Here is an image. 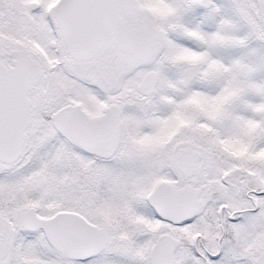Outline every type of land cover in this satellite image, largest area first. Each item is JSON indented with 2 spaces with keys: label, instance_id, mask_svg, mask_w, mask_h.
Returning <instances> with one entry per match:
<instances>
[{
  "label": "snow or ice",
  "instance_id": "1",
  "mask_svg": "<svg viewBox=\"0 0 264 264\" xmlns=\"http://www.w3.org/2000/svg\"><path fill=\"white\" fill-rule=\"evenodd\" d=\"M0 264H264V0H0Z\"/></svg>",
  "mask_w": 264,
  "mask_h": 264
}]
</instances>
